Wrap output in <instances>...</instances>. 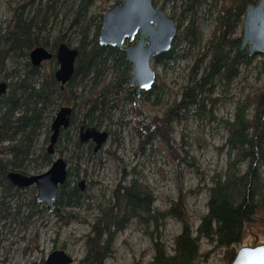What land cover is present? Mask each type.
I'll use <instances>...</instances> for the list:
<instances>
[{"label":"trees","instance_id":"trees-1","mask_svg":"<svg viewBox=\"0 0 264 264\" xmlns=\"http://www.w3.org/2000/svg\"><path fill=\"white\" fill-rule=\"evenodd\" d=\"M93 2L38 0L36 4V0H30L14 11L11 25L0 35V81L8 83L6 93L0 97V253L9 236L26 232L38 214L48 211L35 202L34 189L20 191L12 186L7 179L9 173L28 176L47 170L63 138L72 147L77 171L82 168V175L87 177L86 167L94 154L86 146L83 156L84 145L78 138L80 127L104 130L109 135L128 128L143 155L156 140L160 148L169 145L173 123L189 119L201 125L214 122L216 107L221 103L233 104L231 118L217 120L226 132L219 148L226 155V167L210 177L206 213L196 229L185 209V195L170 202L166 210L158 211L153 193L141 182L140 173L123 169L107 203L96 207L98 215L83 238L84 256L78 264H106L114 253L116 235L130 224L143 227L150 236V264H195L201 258V241L221 252L225 264H232L247 227L264 234V55L250 57L247 51L238 50L244 8L258 0L178 2L170 16L178 31L172 49L154 58L153 63L164 70L171 62L181 60H189L192 66L177 96L169 105L164 104L168 108L162 118L147 125L136 123L135 119L124 122L123 111L129 106L131 113L137 104L157 106L158 99L164 96L163 83L156 75L149 92L130 97L126 80L132 67L120 50L98 45L104 14L90 17ZM205 14L210 15L214 26L203 43L199 22ZM60 17L68 22V39L65 34L52 37V26L46 29ZM62 43L70 48L74 45L78 56L73 77L61 90L53 78L54 70L31 66L28 54L36 47L55 51ZM237 83L242 85L239 96L233 92ZM62 106L72 108L71 126L61 132L54 155H49V123ZM70 132L73 137L68 136ZM76 172L68 169L67 181L58 189L52 207L51 214L64 225L76 220L72 211L91 200L85 190L78 188ZM72 175L76 180L70 184ZM169 218L182 227L171 254L158 233ZM150 228L153 233L149 234Z\"/></svg>","mask_w":264,"mask_h":264},{"label":"rangeland","instance_id":"rangeland-1","mask_svg":"<svg viewBox=\"0 0 264 264\" xmlns=\"http://www.w3.org/2000/svg\"><path fill=\"white\" fill-rule=\"evenodd\" d=\"M179 1L155 0L153 4L155 8L162 10L166 16L170 17L174 13V8H178ZM29 2L30 0H0V35L5 33L7 27L11 25L14 11ZM118 3L119 0H94L90 17L105 14ZM51 26V36L55 38L66 33L68 22L60 17L57 22L53 24L50 22L46 29H50ZM199 26L204 43L213 31V19L205 14ZM65 35L68 39L69 34ZM71 48H74V45H71ZM191 66L192 62L189 60H181L171 62L168 65L169 69L164 70L152 63V68L163 83L164 96L158 99V105L155 107H143L137 104L135 111L132 110L130 113L128 106L123 111L125 116L123 121L130 122L135 119L136 123L147 125L155 118L161 119L168 108L164 107V104L169 105L177 96L180 87L187 80ZM43 67L49 71L57 70L55 63H48ZM251 82L250 80L249 83ZM241 86L237 83L233 91L237 96L240 94ZM220 104L216 107L214 122H204L201 125L189 119L180 124L173 123L171 141L168 140L169 145L165 149L160 148L156 140L153 148L145 150L143 155L138 150L136 137L128 128L116 130L117 132L110 135L100 152L90 158L86 167L87 177L82 175V168L81 172L77 171L76 158L71 153L72 147L62 138L53 160L60 157L58 154L60 152L61 158L68 164V169L74 173L79 172L77 184L85 181L84 190L91 200L86 201L81 209L72 211L76 220L69 221L65 225L51 214L52 208L43 214H38L26 232L20 235L15 232L8 237V242L0 253V264H41V262L44 264L51 252L62 248L72 257L73 264H78L84 256L83 238L89 233L94 218L98 215L96 207L107 203L110 191L119 183L123 169L128 172L135 169L140 173L141 182L153 193L154 207L158 211L166 210L170 202H175L180 196L185 195V209L195 230L200 217L206 213L210 177L223 172L226 167V155L219 150L225 141L226 132L217 120L231 118L233 104ZM134 114H136L135 117ZM114 123H117L116 117ZM68 136L73 137V133L70 132ZM83 148L84 156L87 150L86 145ZM44 172L46 170L37 174L31 173L28 176L40 175ZM75 180L73 176L68 181L73 184ZM179 187L182 189L181 193ZM181 230V224L172 218L166 219L163 226L159 228L160 241L168 254H171L174 239ZM147 232L153 233V229L150 228ZM250 233H256L264 239L263 233L247 227L243 242L250 239ZM155 236L156 234L154 238ZM26 250L28 251L25 252ZM113 250L114 253L106 260V264H150L153 255L150 236L143 227L136 224H130L123 233L116 235ZM200 253L201 258L195 264H225L222 253L212 250L205 241L200 242Z\"/></svg>","mask_w":264,"mask_h":264},{"label":"water","instance_id":"water-1","mask_svg":"<svg viewBox=\"0 0 264 264\" xmlns=\"http://www.w3.org/2000/svg\"><path fill=\"white\" fill-rule=\"evenodd\" d=\"M102 17L97 34L100 47L120 50L132 67V73L126 83L132 88L131 95L141 96L149 92L156 81V73L152 68L154 58L171 51L177 36V27L173 19L154 7L153 0H119ZM136 39V41H135ZM135 43L127 45L128 43ZM240 52L247 51L248 56L264 55V0L256 4H248L244 8L241 26V37L238 46ZM78 56L76 49L60 44L55 59L57 70L54 80L63 89L71 80ZM53 55L42 47L33 49L29 59L33 67L52 60ZM6 91V84H0V96ZM72 108L61 107L51 125L47 154L54 155L59 135L70 127ZM109 134L95 128H80L79 142L94 143L97 153L107 142ZM68 178L67 164L57 157L49 169L40 175L25 176L11 172L7 175L12 186L20 191L35 190V202L51 210L57 197V191ZM84 181L79 184L83 191ZM74 261L64 250L51 252L44 264H73ZM232 264H264V239L256 233H250V239L242 242Z\"/></svg>","mask_w":264,"mask_h":264},{"label":"flooded vegetation","instance_id":"flooded-vegetation-1","mask_svg":"<svg viewBox=\"0 0 264 264\" xmlns=\"http://www.w3.org/2000/svg\"><path fill=\"white\" fill-rule=\"evenodd\" d=\"M119 3H120V1H119ZM107 12V11H106ZM135 42H133V43H128V42H126V44L127 45H133ZM62 44H64V43H62ZM60 45V44H59ZM59 45L56 47V49H55V51H50V49H47V48H45L46 50H48L52 55H53V58H52V60H50V61H47V62H43V63H41V65H40V67L41 66H44L45 64H48V63H55V65H57V62H56V59H55V54H56V51H57V49H58V47H59ZM37 48V47H36ZM42 48H44V47H42ZM35 49V48H34ZM33 50V49H32ZM31 50V51H32ZM30 51V52H31ZM30 52H29V54H30ZM29 54H28V60H29V62H30V59H29ZM154 60V59H153ZM153 63V62H152ZM30 64H31V62H30ZM32 66V65H31ZM39 68V67H38ZM58 68V67H57ZM54 73H55V71H54ZM54 73H53V78H54ZM1 83H5L6 84V91H7V87H8V83L7 82H5V81H0V84ZM59 85V84H58ZM128 85V84H127ZM60 86V85H59ZM129 86V85H128ZM65 87V86H64ZM61 89V88H60ZM62 90V89H61ZM6 91H5V93H6ZM131 91H132V88H131ZM131 91H130V93H131ZM4 93V94H5ZM3 94V95H4ZM3 95H1V96H3ZM0 96V97H1ZM130 97H140V96H135V95H131L130 94ZM62 107H67V106H62ZM61 108V107H60ZM59 108V109H60ZM71 108V107H70ZM58 109V110H59ZM71 116H72V114H71ZM70 121H71V118H70ZM70 126H71V124H70ZM70 128V127H69ZM80 128H82V127H80ZM80 128H79V130H78V138H79V133H80ZM84 128V127H83ZM85 129V128H84ZM87 129H91V128H87ZM99 131H104V130H99ZM63 132H65V131H63ZM61 134V133H60ZM109 134V133H108ZM60 136V135H59ZM109 137H110V135H109ZM109 139V138H108ZM108 141V140H107ZM49 143V142H48ZM80 144H82V145H86V146H88V147H90V148H92V152H93V154H97V153H99L100 152V150L102 149H100L97 153H94V143L92 142V141H88V142H85V143H80ZM61 158V157H60ZM63 159V158H62ZM65 161V160H64ZM66 162V161H65ZM66 164H67V162H66ZM67 172H68V164H67ZM79 184H80V182L78 183V188L80 189V187H79ZM84 186H85V181H84ZM84 186H83V191H84ZM81 191V190H80ZM82 191V192H83ZM57 193H58V191H57ZM54 204V203H53ZM53 206V205H52ZM52 208V207H51Z\"/></svg>","mask_w":264,"mask_h":264},{"label":"bare ground","instance_id":"bare-ground-1","mask_svg":"<svg viewBox=\"0 0 264 264\" xmlns=\"http://www.w3.org/2000/svg\"><path fill=\"white\" fill-rule=\"evenodd\" d=\"M57 113V112H56ZM56 113H55V115H56ZM55 115H54V117H55ZM54 119V118H53ZM53 121V120H52ZM52 121H51V123H52ZM51 123H50V125H51Z\"/></svg>","mask_w":264,"mask_h":264}]
</instances>
